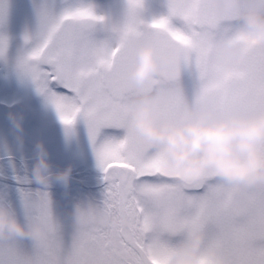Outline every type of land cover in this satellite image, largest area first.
Segmentation results:
<instances>
[{"label": "snow or ice", "instance_id": "6c2138e0", "mask_svg": "<svg viewBox=\"0 0 264 264\" xmlns=\"http://www.w3.org/2000/svg\"><path fill=\"white\" fill-rule=\"evenodd\" d=\"M142 7L143 0H126L123 20L112 23L95 13L91 0H34L35 26L21 37L15 72L55 108L66 134L83 121L104 191L100 203L81 208L79 227L66 243L47 184L30 187L32 177L13 164L11 176L0 177V202L14 210V185L25 221L41 219L47 239L25 246L21 235L0 237V264H165L192 230L205 233L202 250L215 247L224 264H264V185L229 183L212 171L195 181L182 178L162 164L160 147L146 146L130 121L129 103L151 87L165 119L193 105L211 104L218 112L262 108L264 42L241 30L233 14L219 12L214 0H167V14L150 23L140 17ZM8 14L9 0H0V27ZM144 35L171 62L140 86L127 70ZM221 39L238 40L240 54L226 59ZM9 48L0 32V59L10 58ZM182 72L194 77L191 96ZM102 129L123 134L101 136Z\"/></svg>", "mask_w": 264, "mask_h": 264}, {"label": "clouds", "instance_id": "9594fccd", "mask_svg": "<svg viewBox=\"0 0 264 264\" xmlns=\"http://www.w3.org/2000/svg\"><path fill=\"white\" fill-rule=\"evenodd\" d=\"M221 13L233 14L235 23L245 33L264 42V0H214ZM218 47L226 59L240 54L239 41L221 39ZM167 51L158 50L151 35L135 42V62L128 68L130 82L144 86L154 82L161 65H168ZM130 121L146 139L149 148L160 147L165 155L162 164L182 178L197 180L207 171L229 183L257 187L264 185V107L251 111L226 109L218 112L211 104L193 105L180 110L174 119L161 118L157 111L159 97L151 89L133 95ZM18 139L22 140V114L9 112ZM72 166L52 169L42 141L35 144L32 165L34 179L42 184L57 180L67 186ZM81 206L73 210L74 229L79 227ZM115 220V217H113ZM21 235L32 240L47 239L39 218L21 222L14 210L0 202V237ZM205 233L192 230L166 256L165 264H224L215 247L202 250Z\"/></svg>", "mask_w": 264, "mask_h": 264}, {"label": "flooded vegetation", "instance_id": "af4514ba", "mask_svg": "<svg viewBox=\"0 0 264 264\" xmlns=\"http://www.w3.org/2000/svg\"><path fill=\"white\" fill-rule=\"evenodd\" d=\"M15 35H22V33L19 31L12 34L11 42ZM14 56L15 55L10 54V58L7 61L4 60L7 63V69L3 71L0 69V82L3 81L4 75H14ZM5 71L8 73L4 74ZM0 102L7 104L1 105L0 103V174L2 176L10 177L12 165L15 164L16 171L21 174L26 171L27 175L32 177L33 180L34 177L31 169L35 158V144L39 140L43 142L47 152L49 148H53L51 155L47 153V160L50 162L52 169H62L71 164V178L82 181H87L84 179L100 180L102 173L97 167L92 146L87 135V129L82 120H77L75 122L71 134L64 133L65 128L60 122L55 108L36 90L32 82L29 83V85H22V95L10 98L0 94ZM9 112L22 114L21 120H29L28 124L32 127L34 132L36 122H44L46 124L45 138L37 139V137H35V140L30 141L25 138L27 136L32 137V134L20 133L22 140L18 139L16 130H14L9 118ZM111 132L112 130L102 129L100 135L104 136L105 134H111ZM4 136L8 139L7 142L4 141ZM49 142H52L51 146ZM22 146H25V149L22 150ZM85 154H91V158H89L91 160H87L86 162L84 158ZM61 185L62 186H59L57 180H51L47 184V191L51 199H56V197L58 198L64 195L76 196L81 199L85 196L89 197L88 194H91L89 192L95 190V188L87 190L86 188L73 184V182L68 183L67 186L63 183H61ZM3 186L4 185L0 183V190H3ZM41 186L42 184L39 183L30 187L37 188ZM12 188L15 189L14 186ZM13 189L9 192L10 198L18 200L17 193ZM96 199L95 197H91L93 201H96Z\"/></svg>", "mask_w": 264, "mask_h": 264}, {"label": "rangeland", "instance_id": "374dc122", "mask_svg": "<svg viewBox=\"0 0 264 264\" xmlns=\"http://www.w3.org/2000/svg\"><path fill=\"white\" fill-rule=\"evenodd\" d=\"M91 2L94 5L95 13L97 15H103L106 21L118 23L123 20L126 14V0H91ZM166 14L167 0H143V7L139 10L140 17L146 23H150L154 18H158ZM35 22L36 18L34 10V0H9V14L7 22L3 27H0V32L7 34L10 43L12 34L19 31L23 34L25 30L34 28ZM173 22L175 23V21ZM0 69L2 71L4 69H7V63L3 59H0ZM13 71V76H8V72L5 71L4 74L7 75H4L3 81L0 82V94L3 96H8L10 98L17 95H22V85H29V83H31L30 81H27L28 79H22L16 74L14 65ZM181 80L186 93L191 96L195 87L194 77L190 76L186 72H183V74L181 75ZM28 123L29 120H21L22 128L19 130L20 133L32 134V137L27 136L25 139L33 141L35 140V137H37V139L45 138L46 124L44 122H36L35 132ZM111 134L119 137L123 133L122 130H112ZM3 138L5 142L8 141L5 136ZM49 145L51 146L52 142H49ZM21 149H25V146H22ZM52 151L53 148H49V151L47 152L48 155H51ZM84 158L86 162L87 160H91L89 159L91 158V154H85ZM84 180L88 181L89 179ZM58 184L59 186H62L59 181ZM103 191L104 186L95 188L94 191L89 192L91 193L88 194L89 197L85 196L81 199L77 198L76 196L65 195L59 196L58 198L56 197V199H51L53 216L60 225L61 233L66 243H70L71 235L74 232L72 213L75 206L79 204L81 207H85L89 204L96 205L100 203L102 201ZM91 197L97 198L96 201L91 200ZM11 200L17 218L21 222H24L25 215L23 208L19 203V200H15L14 198H12ZM21 239L25 246H30L31 239L29 237L23 236ZM173 239H180V237H174Z\"/></svg>", "mask_w": 264, "mask_h": 264}, {"label": "water", "instance_id": "95a60500", "mask_svg": "<svg viewBox=\"0 0 264 264\" xmlns=\"http://www.w3.org/2000/svg\"><path fill=\"white\" fill-rule=\"evenodd\" d=\"M21 43H22L21 36L15 37L13 42H12V44L10 45L9 53L12 54V55H15L16 51L19 48V46L21 45ZM1 105H5V104L1 103ZM0 177H7V176H2L0 174ZM69 179L73 182V184L81 186L83 188H86L87 190L98 188V187H101V186L104 185V183L102 182V179H100L98 182H96L94 184H90L88 182L86 183L85 181L78 180V179L76 180V179L71 178V177ZM7 182H8V184H12V181L10 179H8ZM37 184H39V182H37L35 179H33V180H31L30 186H34V185H37Z\"/></svg>", "mask_w": 264, "mask_h": 264}, {"label": "bare ground", "instance_id": "6f19581e", "mask_svg": "<svg viewBox=\"0 0 264 264\" xmlns=\"http://www.w3.org/2000/svg\"><path fill=\"white\" fill-rule=\"evenodd\" d=\"M98 180L97 179H91V180H89V181H86V183L88 182V183H90V184H93V183H95V182H97ZM72 181L71 180H69V182L68 183H71Z\"/></svg>", "mask_w": 264, "mask_h": 264}]
</instances>
